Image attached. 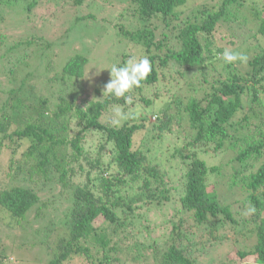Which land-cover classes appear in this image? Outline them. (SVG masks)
Here are the masks:
<instances>
[{
  "label": "trees",
  "instance_id": "trees-1",
  "mask_svg": "<svg viewBox=\"0 0 264 264\" xmlns=\"http://www.w3.org/2000/svg\"><path fill=\"white\" fill-rule=\"evenodd\" d=\"M17 1L0 0V4ZM28 1L25 9L31 11L38 0ZM83 1L73 3L79 6ZM186 2L130 0V12L139 22L136 28L121 26L120 31L125 40L142 47L137 60L147 57L152 69L141 86L128 93L131 103L104 94L100 99L85 98L76 106L72 96L59 94L60 102L51 110L49 98L37 93V76L27 72L19 87L10 89L0 104V152L8 148L9 167L15 172L11 175L15 182L0 189V209L21 224L40 201L34 187L37 180L43 178L50 184L56 177L63 188L59 195L64 189L69 191L62 219L64 236L46 244L53 250L46 264H203L204 254L217 249L212 240L224 243L228 238L225 232L236 226L242 231L252 222L249 236L254 233V244L236 249L234 243L232 248L237 262L247 256L264 262V160L259 161L264 157V132L251 126V116H257L254 112L237 115L248 81H264V0H222L214 5L217 7L194 5L184 11ZM24 4L19 5L23 8ZM236 17L243 29L255 28L254 32H242L241 38L234 40L229 34L218 44L215 32L220 21L228 24ZM84 19L95 17H74L75 23ZM153 19L160 25H152ZM73 26L64 30L62 40L67 42L71 32L76 34ZM38 39L32 35L25 43ZM225 49L247 59L226 64L221 56ZM87 51L71 55L60 75L48 78L46 84L54 86L57 81L67 83L82 77ZM132 57L119 52L121 60L116 65L123 66ZM244 63L247 68L242 72ZM166 71H173L167 78L175 91L165 89L171 94L154 111L150 131L153 138H161L173 125L187 120L192 135L184 140L176 136L169 153L170 159L178 158V166L184 168L181 175L172 169L170 160L165 159L168 165L164 166L160 151L149 148V142L144 148L134 142L136 134L149 126L145 109L157 107L156 102L163 99L162 92L148 88L164 78ZM136 103L142 110L133 108ZM115 107L127 114L129 109L133 112L117 124L108 120ZM229 129L246 135L234 137ZM91 134L101 140L93 157L84 145ZM224 148L234 154L228 177L223 167L205 156ZM254 161L258 162L255 167ZM52 170L56 176L49 175ZM77 174L84 180L74 183ZM223 186L228 193L220 192ZM234 192H239V197L229 196ZM169 203L171 209H165ZM5 250L0 249V264H9ZM215 252L220 253L218 249ZM222 261L237 263L227 255Z\"/></svg>",
  "mask_w": 264,
  "mask_h": 264
},
{
  "label": "rangeland",
  "instance_id": "rangeland-1",
  "mask_svg": "<svg viewBox=\"0 0 264 264\" xmlns=\"http://www.w3.org/2000/svg\"><path fill=\"white\" fill-rule=\"evenodd\" d=\"M28 2V0H18L13 5L0 4V104L7 98V92L13 87L18 88L25 74L32 72L37 76L34 81L39 88L37 93L49 98L50 102L53 103L50 105L51 110H54L55 105L60 102L57 99L59 94L72 96L73 103L76 106H81L85 98L100 99L102 95L106 94H103V90L110 80L108 69L121 60L117 58V53L124 52L130 56L133 54L136 59L141 56L140 50H142V47L125 40L120 31L121 26L136 28L135 24L139 22L136 21L132 16V12H130V0H84L79 6L74 5L73 0H38V4L31 11L25 9V5ZM221 2L222 0H187L186 7H183V10L188 11V8H193L194 5L201 8L204 5L210 8L217 7L214 5H220ZM23 3L25 4L22 8L19 4ZM87 14L93 15L95 19H84L75 23V16L81 17ZM63 16H65L64 20H57ZM155 24L160 25L159 22L153 19L152 25ZM219 24L222 25L215 32L218 44L223 42V39L229 34L231 37L233 36L234 40L238 39L242 32L246 35H251L255 30V28L253 30L247 27L243 29L241 21L237 17L228 24H226V21H220ZM71 26H73L72 29L76 28V34L70 31L71 36L66 42L62 40L63 33L66 28ZM32 35L39 37L38 41L25 43V40L30 39ZM18 42H21V44ZM247 42L252 43L253 40H247ZM236 43L239 44V41ZM12 46H15V48H12ZM85 51L89 52V54L87 55L88 62L82 77L73 78L67 83L57 81V83L54 82V86H50L49 83L51 82H48L49 86L46 84L48 78L54 80L60 75L62 65L71 55L81 54ZM246 68L247 65L244 63L240 69L244 72ZM96 69L99 70V73H97ZM172 72L166 71L164 78H160L154 86L148 88L151 92H162L163 99L156 102L157 107L152 106L145 109V114H148L149 123L147 125L149 126L147 129L146 127L142 128L136 134L134 142L141 144L143 148L145 142H149V148L160 151L159 154L164 166L167 167L168 165L164 160H170L169 163L172 169L181 175L184 168L178 166V158L170 159L169 153L172 151L170 146L174 145L176 136L184 140L185 137L192 135L193 129L186 123L187 120L183 119L180 126L173 125L171 132L161 138H153L150 131L151 123L155 122L156 113L154 114V111L158 110L163 105V102H167L171 94L165 89H170L171 92L175 91V87L173 88L174 84L167 78V75ZM197 76H200V74ZM28 78L30 80L31 75ZM60 87H63L62 91H58ZM263 87L264 81L261 83L248 81L247 94H243L242 107L237 113L238 116H242L254 112L257 116H251V126L256 128L255 131L262 133L264 132ZM254 89L256 90V95H254ZM136 104L133 108L142 110V107L140 108L142 105L140 103ZM129 110L127 114L126 111L123 112L118 107L112 108L108 120L114 119L117 124H120L133 112ZM237 115L234 118L238 117ZM18 118L20 117L16 119ZM235 131L229 129L228 133L240 138L246 135L242 131ZM255 131L256 138L258 133ZM235 140L237 139L234 138L233 141ZM99 141L101 140L100 138L97 139L96 134L86 136L84 145L91 157L97 151ZM237 143H240V141L237 140ZM7 151L8 148L4 147L0 152V189L15 182V178H11V175L15 174V172L10 170L9 164L11 161ZM226 151L227 149L224 148V151L214 155H211V153L206 154L205 156L209 162L217 163L223 167L228 177V174L231 173V156L234 154L230 150H228L229 154ZM233 151L236 154V151ZM263 160L264 157H260L259 161ZM257 165L258 162L254 161V167ZM52 174L57 175L55 170L49 172V175ZM92 176L93 174L90 175L91 178ZM83 180L84 177L79 174L73 176L74 183ZM175 180L176 177L173 178V181ZM34 187L38 190L40 201L28 211L21 224L14 223L9 214L0 209V249L6 248L5 253L10 256L9 264H46L53 255V250L47 248L46 244L48 242L54 243L59 237L64 236L62 219H64L63 212L68 208L66 203L69 191L64 189L62 195H59L63 188L56 180V177L50 181V184H47L41 178L35 182ZM220 192L228 193V190L223 186ZM229 196L239 197V192H234ZM229 200L232 199H226V201ZM171 206L172 204L169 203L165 206V209L170 210ZM261 215L264 216V212ZM251 224L254 225V222ZM251 224H246L242 231L236 226L233 230L225 232L228 238L224 243L219 240H212L213 245H218L217 249L220 253L215 252L217 249L208 252V254L205 253L206 258L202 259L204 255L200 257V260H204L203 264H222L223 256L226 255L233 262L239 261L236 260L235 248H248L254 244V233L249 236ZM234 243L236 247L233 246ZM232 246L235 248H232ZM207 249L208 246H206ZM196 250L197 248L194 249L195 252ZM209 258L215 261L209 262ZM71 264H78V262L72 261ZM236 264H264V262L257 261L254 256H247Z\"/></svg>",
  "mask_w": 264,
  "mask_h": 264
},
{
  "label": "clouds",
  "instance_id": "clouds-1",
  "mask_svg": "<svg viewBox=\"0 0 264 264\" xmlns=\"http://www.w3.org/2000/svg\"><path fill=\"white\" fill-rule=\"evenodd\" d=\"M221 56L226 64L247 59L246 56L228 49H225ZM108 70L110 72V80L105 85L103 94L124 98L127 103H131L132 97L128 93L132 92L134 88L140 87L142 81L146 80L152 69L151 62L147 57H142L139 60L132 57L123 66L113 64ZM97 73H99V70H97Z\"/></svg>",
  "mask_w": 264,
  "mask_h": 264
}]
</instances>
